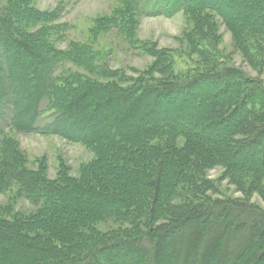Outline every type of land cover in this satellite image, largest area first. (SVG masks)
I'll return each instance as SVG.
<instances>
[{"label":"trees","instance_id":"obj_1","mask_svg":"<svg viewBox=\"0 0 264 264\" xmlns=\"http://www.w3.org/2000/svg\"><path fill=\"white\" fill-rule=\"evenodd\" d=\"M230 1L123 0L98 29L116 23L165 70L173 54L136 42L137 19L183 12L193 23L190 42L203 43L220 17L236 41L264 54V0L235 13ZM32 4L0 0V194L17 184L43 204L28 220L0 214V264H264V209L213 199L206 178L222 166L240 190L264 195V82L232 66L126 80L91 46L59 50L62 27H46L55 13ZM8 131L60 136L97 159L76 179L50 180L28 169ZM106 219L123 227L96 230Z\"/></svg>","mask_w":264,"mask_h":264},{"label":"rangeland","instance_id":"obj_2","mask_svg":"<svg viewBox=\"0 0 264 264\" xmlns=\"http://www.w3.org/2000/svg\"><path fill=\"white\" fill-rule=\"evenodd\" d=\"M239 1H230L234 13L245 12L250 4L249 0ZM122 6L123 0H33L32 4L37 11L55 13V21L46 24V27H62L64 40L58 42L59 50H67L72 42L91 46L106 57L111 71L121 72L122 78L126 80L149 79L151 76L153 79H162L166 75L184 79L192 76L197 69L203 71L213 66H232L252 79L264 82V54L257 51L261 49L256 44L252 46L249 41H236L232 30L220 17L215 18L216 24L208 36L210 40L203 43L190 42L193 23L183 12L173 17L137 19L134 33L136 42L152 47L150 50L155 53L173 54L170 68L165 70L156 67V57L151 52L134 48L116 23L107 29H98L100 21L114 19L116 11ZM260 17L261 12L253 14L256 21ZM41 26L31 29L30 33ZM66 66L92 81L106 83L84 68L73 64ZM6 135L17 143L26 158L28 169L41 171L50 180H58L62 175L76 179L80 177L83 167L97 159L92 148L60 136L19 134L14 131H8ZM225 172L224 167L216 166L206 173L207 181L214 183V189L217 190L210 192V197L246 200L264 209L263 194H246L225 176ZM42 204L43 201L33 200L21 193L17 184H12L0 194V214L12 221L28 220L40 211ZM120 227L123 225L114 219H106L95 225V229L102 233Z\"/></svg>","mask_w":264,"mask_h":264}]
</instances>
